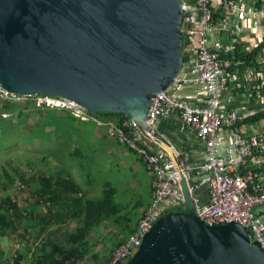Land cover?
<instances>
[{"label": "water", "instance_id": "1", "mask_svg": "<svg viewBox=\"0 0 264 264\" xmlns=\"http://www.w3.org/2000/svg\"><path fill=\"white\" fill-rule=\"evenodd\" d=\"M181 22L180 0H0V84L125 114L175 158L146 113L183 66ZM179 182L183 210L158 217L125 264H264L244 226L204 223Z\"/></svg>", "mask_w": 264, "mask_h": 264}, {"label": "built area", "instance_id": "2", "mask_svg": "<svg viewBox=\"0 0 264 264\" xmlns=\"http://www.w3.org/2000/svg\"><path fill=\"white\" fill-rule=\"evenodd\" d=\"M180 2L183 54L196 72L192 81L206 92V99L192 104L175 96L177 85L188 80L179 73L165 90L151 96L146 121L153 125L161 117L180 119L204 144L205 158L201 162L189 163L177 150L175 158L162 148L151 150L147 143L153 139L133 120L126 119L119 126L72 99L10 92L0 84V99L17 102L32 96L39 105L66 109L79 120L106 126L111 136L142 159L150 177L151 201L137 217L133 233L113 248L106 264H125L158 217L171 207H184L181 176L188 180L200 220L209 225L236 221L247 229L251 241L257 240L264 248V119H248L264 110V55L260 51L258 67L245 68L242 77L240 60L227 56L236 42L247 40L244 36L248 31L263 33L254 46L264 39V0ZM242 81V90L257 97L259 108L225 107L223 95L231 92V87L239 88ZM123 127H130L132 135H127ZM20 185L24 187L22 182ZM202 188L206 189L204 198ZM8 258L13 264L16 253Z\"/></svg>", "mask_w": 264, "mask_h": 264}, {"label": "trees", "instance_id": "3", "mask_svg": "<svg viewBox=\"0 0 264 264\" xmlns=\"http://www.w3.org/2000/svg\"><path fill=\"white\" fill-rule=\"evenodd\" d=\"M262 49H264V39L250 48H246L245 43L239 41L235 43L234 50L228 52L227 56L234 61L240 60L238 69L242 77L245 68L258 67L257 57ZM183 58L186 62L188 59L186 53L183 54ZM243 86L244 82L242 81L241 86L235 88L236 91L242 90ZM31 105L35 107V100L32 96L17 102L0 99V148L13 142L6 136L10 130L8 119L4 118L3 115L15 114L19 120ZM41 107L46 109L45 117L38 130L41 136L51 132L45 131L44 126L46 125L50 124L55 130L62 132L67 130L66 120H76V117L66 109L43 104L36 108L40 110ZM57 109L67 113L65 116L60 115L58 117L56 115ZM95 115L103 120L113 121L119 126H122V122L126 118L128 119L122 113L105 112L95 113ZM248 119L252 121L264 119V110L257 111ZM123 129L127 135H132L130 127H123ZM78 137L81 138L80 135ZM24 140L30 142L31 138L25 136ZM55 157L57 156L55 155ZM76 166L81 170L84 168L79 160H77ZM2 173L6 178L3 187L7 189L15 179L5 168L2 169ZM31 176V179H28L24 177V172L16 174V178H20L26 186H28L29 180H35L31 193L33 201L19 205L9 194L0 198V236L22 229V237L26 238V235L29 236L31 232L34 237L33 240L38 238V242L34 243L31 252L32 259L27 264H81L80 261L83 262L85 256L93 258L95 264H106L108 257H103L100 252L92 250L94 247V244L90 242L92 231L99 228L102 221L118 220L117 222L121 225L120 231L124 230L125 232L121 238L113 243L110 252L133 233L136 220L135 218L131 220L128 215L119 214L121 206L114 200L116 189L109 181H104L100 196L89 197L84 192L80 182L72 176L67 165H63L55 172L41 171L33 173ZM43 205L44 210L42 209ZM178 210H183V207L176 206L169 209V211ZM69 220L75 222L72 229L66 227V222ZM26 242H30V240ZM24 252L16 250L17 257L13 264H22V259L27 255L26 251ZM3 254L4 250L0 249V263Z\"/></svg>", "mask_w": 264, "mask_h": 264}, {"label": "rangeland", "instance_id": "4", "mask_svg": "<svg viewBox=\"0 0 264 264\" xmlns=\"http://www.w3.org/2000/svg\"><path fill=\"white\" fill-rule=\"evenodd\" d=\"M182 74L181 69L180 75ZM38 105L35 101V107L31 105L26 109L19 120L15 114L3 115L9 123L10 131L6 136L13 142L8 143V140V144L0 148V198L9 194L19 205H25L33 201L31 193L35 180H29L28 186L22 182L24 187H21L20 178H16L18 172H24V177L31 179L33 173L55 172L63 165H67L87 196H100L104 181H109L116 189L114 200L121 206L119 214L128 215L131 220L137 217L138 205H135V201H144L147 198L149 181V175L140 158L126 145L119 143L116 137L111 136L106 126H96L93 121H82L78 118L75 121L66 120L67 130L62 132L49 124L44 127L45 131L51 132L41 136L38 130L46 109L41 107L37 110ZM66 113L56 110L58 117L65 116ZM25 136L30 137L31 141H25ZM68 136L70 138L66 139ZM77 160L84 166L83 170L76 166ZM3 168L15 179L7 189L3 187L6 180L2 173ZM42 209L44 210L43 207ZM117 221V219L102 221L100 227L90 235V242L94 244L92 250L100 252L103 257L110 255L113 243L125 232L120 231L121 225ZM69 222L66 227L73 228L75 222H71L72 225ZM22 234L23 230L18 229L0 236V249L4 250L0 264H10L8 257L16 253V250L23 253L26 251L27 255L22 259V264L30 261L26 262V257L32 252L38 238L33 240L31 232L26 238L22 237ZM28 240L30 242H26ZM80 262L95 264L90 256H85L83 262Z\"/></svg>", "mask_w": 264, "mask_h": 264}, {"label": "crops", "instance_id": "5", "mask_svg": "<svg viewBox=\"0 0 264 264\" xmlns=\"http://www.w3.org/2000/svg\"><path fill=\"white\" fill-rule=\"evenodd\" d=\"M262 35L263 33L261 32L254 33L252 31H248L244 36L247 39L244 42L245 45L249 46V48L253 47L256 39L261 38ZM261 54L264 55V49L261 50ZM181 69L183 70V74L181 76L187 78L188 80L179 83L173 94L178 98L189 101L192 104L203 103L206 99V92L192 81V79H195L196 77V72L193 70L191 62H189L188 60L186 62H183V66ZM231 88V92H226L223 95V103L225 107L236 106L243 110H249L253 108L255 109L257 107L259 108L260 103L257 100V97H253L243 90L236 91L233 90V87ZM153 127L162 136V138L167 141L175 150H177L181 154V157H183L189 163L201 162L204 160L205 148L203 142L195 137L191 129L186 127L180 119L173 116L161 117L153 122ZM147 144L153 151L161 150L159 144L154 140L148 142ZM138 158L140 157L138 156ZM140 160L142 159L140 158ZM150 189L151 185L149 177L148 187L146 191L147 198L144 201H135V205H138V211L136 213L137 217L151 201ZM201 194L203 195V198L206 197L205 188L201 189ZM137 217H135V220L137 219ZM69 221V224L72 225L71 222L73 221ZM31 257V252H29V255L26 258L28 260H31ZM28 260H26V262H28Z\"/></svg>", "mask_w": 264, "mask_h": 264}, {"label": "bare ground", "instance_id": "6", "mask_svg": "<svg viewBox=\"0 0 264 264\" xmlns=\"http://www.w3.org/2000/svg\"><path fill=\"white\" fill-rule=\"evenodd\" d=\"M123 115V114H122ZM127 119V118H126ZM109 121V120H108ZM142 161V160H141ZM143 211V210H142ZM107 220V219H106ZM28 260V259H27ZM24 262V261H23Z\"/></svg>", "mask_w": 264, "mask_h": 264}]
</instances>
